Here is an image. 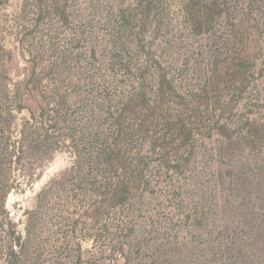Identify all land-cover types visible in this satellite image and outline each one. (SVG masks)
<instances>
[{"label":"rangeland","instance_id":"374dc122","mask_svg":"<svg viewBox=\"0 0 264 264\" xmlns=\"http://www.w3.org/2000/svg\"><path fill=\"white\" fill-rule=\"evenodd\" d=\"M186 1L0 0V102L13 111L12 141L31 113L52 115L49 81L22 87L18 110L14 83L32 73L64 82L69 126L50 133L73 141L10 169L4 206L0 191V264H9L19 235L27 243L21 264H264L263 243L245 248L254 236L246 217L264 224V182L246 181L264 160V0H221L222 13L205 31L186 20ZM234 23L247 32L240 48L251 55L248 80L238 91L221 89L198 116L192 100L210 77L211 53L226 52ZM161 75L171 87L160 101L187 118L178 133L156 118L140 122ZM128 101L133 117L125 115L122 151L144 180L125 205L86 214L76 147L89 153L86 134L99 124L108 132ZM234 239L244 244L242 256L229 251Z\"/></svg>","mask_w":264,"mask_h":264},{"label":"trees","instance_id":"16d2710c","mask_svg":"<svg viewBox=\"0 0 264 264\" xmlns=\"http://www.w3.org/2000/svg\"><path fill=\"white\" fill-rule=\"evenodd\" d=\"M256 1L252 0L250 4L253 5ZM220 6H222L221 0H187L183 8L185 18L192 28L205 31L211 29L216 21V16L218 17L222 13ZM230 22H234V20L232 21L231 19ZM240 25L236 23L227 24L229 30L227 37L229 39L227 40L229 43L226 52L214 51L209 57L210 77L205 80L199 90L198 97L192 100L196 102L195 108L190 109L198 116L201 115L200 113L205 114L211 111L212 104L210 102L218 101V92L221 89L230 88L236 91L248 80L249 72L252 69L251 55L248 52L244 54L242 48H240L243 41L246 42L247 40L246 28L243 23ZM59 78L60 76L51 78L48 75L32 73L25 75L14 83L15 99L17 102L19 100L21 102L18 110L23 108L22 87L32 86L39 88L44 81H49L47 84L52 86V91L54 92V96L51 99L53 100L51 102L52 105H49V100L46 102L47 105L52 106L51 117L39 120L34 113H31V116L26 119L23 127L19 130L21 135L16 137V142L15 140L12 141L11 136L12 130L17 128L12 120L13 111L7 108V104L3 105L0 102V191L1 204L3 206L9 191L13 187L12 184L8 183L7 175L14 165L19 166L24 156H34L39 159L51 158L52 154H48L50 150L58 147H70L68 142H73L70 138L66 139L64 134L54 137L50 133L51 129L58 131L65 126H69L70 121L67 98L59 90L64 82L59 80ZM170 87L169 82L165 80V76L161 75L155 93V101L150 102L148 107L142 109V111H147L148 114L145 117L142 116V121L140 122L144 125L148 118H156L158 126H161L164 130L178 133L183 131L185 126H188L187 118L184 114L173 115L170 112L173 108H168V104L166 105L160 101L166 95V89H170ZM145 89L142 83L138 90L145 92ZM3 98L6 100L5 96ZM126 103L127 106H121L118 114L116 113L109 119L108 132H103L102 126L99 124L95 130H90V133L86 134L88 138L85 140L88 141V146L90 147L89 153H85L82 149L80 150L76 147L73 170L76 172L75 176L84 186V194L89 201L86 214L101 216L108 207L125 205L133 194L135 184H139V181L144 180L143 171L126 165L128 161L122 151V143L129 136V123L125 115L132 114L131 116L133 117V111L129 110L130 102ZM32 112L34 111L32 110ZM199 121L201 120L195 122L198 123ZM192 128L186 127V135H182L189 138L193 131ZM84 164L88 165L87 170L84 169ZM253 164L246 162L243 163V167L248 168ZM247 172L246 181L250 182V186L252 185V180H256L258 185L263 186L264 160L260 166H254ZM255 220L253 216L246 217L245 224L254 233V236H251L249 245L245 246L248 250L255 246L261 248L262 243L264 246V224L255 223ZM18 238V249L12 244L8 247L9 264H21V255L27 253V243L21 241L20 235ZM242 247H244V244L234 239L232 248H229V251H236L242 256ZM248 260H250L249 257Z\"/></svg>","mask_w":264,"mask_h":264}]
</instances>
